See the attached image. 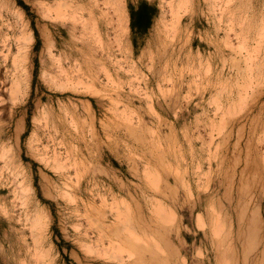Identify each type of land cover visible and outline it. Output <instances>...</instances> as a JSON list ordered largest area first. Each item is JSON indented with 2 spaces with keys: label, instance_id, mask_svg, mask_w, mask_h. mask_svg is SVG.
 <instances>
[{
  "label": "rangeland",
  "instance_id": "obj_1",
  "mask_svg": "<svg viewBox=\"0 0 264 264\" xmlns=\"http://www.w3.org/2000/svg\"><path fill=\"white\" fill-rule=\"evenodd\" d=\"M0 264H264V0H0Z\"/></svg>",
  "mask_w": 264,
  "mask_h": 264
},
{
  "label": "bare ground",
  "instance_id": "obj_2",
  "mask_svg": "<svg viewBox=\"0 0 264 264\" xmlns=\"http://www.w3.org/2000/svg\"><path fill=\"white\" fill-rule=\"evenodd\" d=\"M70 79V78H69ZM14 85L12 86V88H13V90L12 91H17V88H18V82L16 81V83H13ZM71 134V133H70ZM40 158V157H39ZM159 203V202H158ZM155 204H157V203H155ZM162 210V209H161ZM163 211V210H162ZM162 211H161V213H162ZM157 212V211H156ZM158 213H160L159 211L156 213V214H158ZM166 213V212H165ZM163 214V213H162ZM167 214H168V212H167ZM170 215V214H169ZM158 217H159V215H157ZM166 216V215H165ZM168 218V217H167ZM160 221V220H159ZM170 223V222H169ZM113 227V226H112ZM219 233V232H218ZM132 235V234H131ZM132 237V236H131ZM123 245V244H122Z\"/></svg>",
  "mask_w": 264,
  "mask_h": 264
},
{
  "label": "trees",
  "instance_id": "obj_3",
  "mask_svg": "<svg viewBox=\"0 0 264 264\" xmlns=\"http://www.w3.org/2000/svg\"><path fill=\"white\" fill-rule=\"evenodd\" d=\"M21 5V7L23 8V9H25V6H22V4H20Z\"/></svg>",
  "mask_w": 264,
  "mask_h": 264
}]
</instances>
